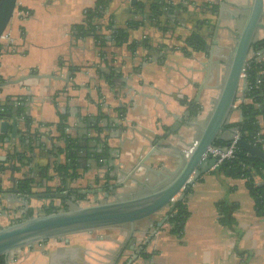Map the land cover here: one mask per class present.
<instances>
[{
    "label": "crops",
    "instance_id": "1",
    "mask_svg": "<svg viewBox=\"0 0 264 264\" xmlns=\"http://www.w3.org/2000/svg\"><path fill=\"white\" fill-rule=\"evenodd\" d=\"M145 2L139 9L130 0H112L104 23L113 16L121 28L127 29L129 23L137 26L127 29L128 44L116 46L108 41L101 48L93 37L76 39L72 32L83 24L96 0H17L6 30L14 44L0 47V103H18L20 126L26 129L28 119L34 133L49 136H40L39 146L34 142L25 154L32 161L26 173L19 169L15 173L18 180H31L35 198L28 210L33 216L64 204L73 209L142 195L145 190L134 185L116 190L115 195L106 190L89 193L103 187L108 173L115 175L113 164L129 169L158 148L147 165L172 169L198 140L223 83L225 65L235 47L234 33L242 30L252 0H171L169 4L190 16L179 15L185 20L180 26L168 16H163L165 25L161 21L162 26H157L149 12L160 0ZM218 21L224 30L212 46L213 63L199 73L209 56L193 51L186 40L193 33L208 36L209 27ZM263 39L261 31L257 41ZM145 41L152 51L146 46L130 47ZM161 47L173 54L165 65L160 63V53H165ZM109 74L111 81L106 79ZM36 75L56 79L29 78ZM190 105L198 107L194 117H190ZM240 113L234 110L231 124L241 123ZM65 114L70 135L80 142V155L85 154L80 156L77 177L66 176L68 187L66 178L56 171L60 159L65 160L58 155L65 144L57 131ZM177 120H182L180 127ZM259 122L264 130V120ZM11 126L12 120L8 134H0L4 139L11 136ZM232 136L225 132L220 140L229 142ZM6 144L11 148V143ZM1 147L0 159L4 157ZM3 175L5 181L10 177L8 172ZM253 180L257 185L264 183L257 174ZM11 189V183H3L4 194ZM184 200L189 217L181 234L173 233L167 222V208L136 223L131 238L129 225L76 233L17 250L10 254L9 264H118L120 256L119 264H264V216L255 211L246 179L212 169L192 184ZM221 204L232 209L231 226L220 223ZM22 211L27 213L8 195L0 206V228L18 222Z\"/></svg>",
    "mask_w": 264,
    "mask_h": 264
},
{
    "label": "water",
    "instance_id": "2",
    "mask_svg": "<svg viewBox=\"0 0 264 264\" xmlns=\"http://www.w3.org/2000/svg\"><path fill=\"white\" fill-rule=\"evenodd\" d=\"M139 1L141 2V0H130V5L133 7L137 6L141 9L143 4L146 3L145 1L148 0H143L144 3H140ZM169 3H171V0H169V2L160 0L159 6L163 9L161 12L157 11L155 13L157 15V19H155L156 25L162 26V24H160L161 21L164 22L163 25L166 24L163 16H168L170 18L169 21L176 26L184 25L185 20L179 19L178 16H187L188 13L183 9H176L177 6ZM16 7L17 0H0V38L7 30ZM149 14L153 16L152 11H150ZM163 28L166 30L169 29L168 26H164ZM222 28L221 21H218L215 25L212 23L209 27L210 33L205 37L207 43L204 49L200 51L209 56V62L206 63L207 65H201L203 71H199V73H203L205 68L208 70L213 63L214 53L212 46L216 45L219 31L224 30V28ZM226 30L233 33L232 29L228 27ZM261 31H264V0H252L242 30L239 33H234L235 47L228 58L224 80L219 89V94L213 109L205 125L201 129L200 136L196 143L191 147L190 151L182 153L183 156L181 155L179 157V160L172 166V169L165 167L163 164L157 165V169L152 165H147L148 163L152 164V157L158 152V148H153L144 158L132 165L129 169L124 167V165L113 164L111 170L115 171V175L108 173L104 178L105 183L103 187L89 193L101 194L106 190L115 195L116 190L125 189L129 185H134L138 189L145 190V193L142 195H130V197L124 200L118 199L116 201H107L78 207L77 209L36 215L12 223L7 227L0 228V256L6 257L7 264H9L8 258L10 254L17 250L32 247L35 244H44L49 240L66 237L76 233L93 232L108 227L129 225L131 238L136 223L147 220L162 210L171 207V202L175 197H178V201L184 200L192 184L218 164L220 161L219 159L207 158V154L210 148L215 145L216 141H218L225 132L231 133L233 135L232 138L238 136V145L241 149L249 155L264 161V151L245 142L237 129L228 128L231 124L230 120L234 112L235 103L238 99L244 100L246 84L241 78L253 45L258 42L257 36ZM212 33L213 44L211 45L209 40ZM141 46H146L149 51H152L147 41L142 43ZM161 48L164 50L163 47ZM171 53L170 50L165 51V53H160L163 59V61H160L162 65H165V61L173 55ZM29 78H36L39 80L56 79L54 76L44 75H36ZM68 79L70 78L68 77ZM15 105L17 106L18 103H15ZM20 117L21 115L19 113L0 114V134H8L10 120H12L11 136L8 139H4L0 135V146H2L1 148L4 152V157L0 159V173L2 174L0 179V206L3 205V201L10 195L14 201L20 203L23 208L28 211L29 202L34 199L35 196L19 195L20 190L18 185L21 180L15 177V173L17 169L23 173L25 167H27L29 163V160H27L29 157L23 153L25 151L30 152V146L34 142L37 143L40 136L46 138L49 136L34 133L31 130V126L28 125L26 129H23L20 126ZM242 121L243 114L241 112L240 122ZM181 125L182 120L180 122L178 121L176 127H180ZM189 125L193 126L194 124L190 123ZM176 127H174L172 131L176 130ZM67 133L70 134L69 132ZM6 143H11L12 146L9 145L11 148H9ZM39 143H37L38 146ZM4 146H6V149ZM84 152L87 155L88 151ZM19 154L22 155V158L15 159L14 155ZM99 154L101 153H97V155ZM84 156L85 154L81 155V157ZM65 163L66 159L64 162H61L60 159V164ZM104 169L106 170V167ZM7 172L10 173V177L5 181L3 180V173ZM140 177H142L143 181L139 179ZM6 182L12 184V189L9 191L8 195L3 193V183ZM65 185L67 187L69 186L67 178L65 179ZM159 226H161V223ZM130 249L134 250L133 247Z\"/></svg>",
    "mask_w": 264,
    "mask_h": 264
},
{
    "label": "trees",
    "instance_id": "3",
    "mask_svg": "<svg viewBox=\"0 0 264 264\" xmlns=\"http://www.w3.org/2000/svg\"><path fill=\"white\" fill-rule=\"evenodd\" d=\"M112 0H96L95 6L85 13V19L83 24L77 25L73 28V36L76 39H82L87 37H93L99 41V47H104L106 42L111 41L116 46L128 44L129 42V27L133 29L137 24L129 23L127 29L121 28L116 24V20L113 16H110L109 23H104L105 15L109 11ZM162 7L153 3L151 11L153 12L152 19H157L155 14L157 11H162ZM106 32V33H105ZM109 34V37H107ZM187 45L193 49V51L200 52L204 49L206 42L197 33H193L186 40ZM142 43H131L132 50L141 46ZM256 56L264 59V39L256 42L253 45L252 51ZM111 75H113L111 73ZM111 75H107L106 79L111 81ZM246 92L244 101L240 103L239 109L243 113V121L241 123H232L228 128L237 129L242 139L260 150H263L264 146V130L260 125V119L264 120V61L257 60V57L251 59L246 67ZM18 106V105H17ZM15 102H7L5 104L0 103V114H13L19 113ZM198 107L195 105L189 106L190 117L196 116ZM28 126L30 122L25 119ZM68 115H61L60 122L57 125V131L60 134V140L64 142L65 148L58 150V155L65 156L66 163L59 164L56 171L59 175L66 178L67 175L77 177L78 162L80 159V142L67 133ZM230 142V141H229ZM229 142L222 140L216 141V146H226ZM32 146V145H31ZM30 146L29 150H32ZM29 152L25 151L23 154ZM15 159H21L22 155H14ZM29 163L31 159L27 158ZM218 172H223L235 179H246L248 189L252 199L255 202V211L258 215L264 216V183L257 185L253 180V174L261 176L264 180V161L257 157H253L241 149L238 145V151L236 158L227 164L220 166L217 169ZM72 172V174H70ZM31 180L19 181V190L21 193H31ZM221 218L220 223L225 226H231L234 223V219L231 216L232 209L226 206H220ZM51 212V211H49ZM48 212V213H49ZM33 217L32 212L26 215V218ZM189 217L185 200L177 201L174 203L168 212L167 222L173 227V233L181 234L186 220ZM0 264H7V259L4 256H0Z\"/></svg>",
    "mask_w": 264,
    "mask_h": 264
},
{
    "label": "built area",
    "instance_id": "4",
    "mask_svg": "<svg viewBox=\"0 0 264 264\" xmlns=\"http://www.w3.org/2000/svg\"><path fill=\"white\" fill-rule=\"evenodd\" d=\"M14 44V41L10 35V33H7L6 31L4 32V34L2 35V37L0 38V47H9L11 45ZM254 57H257V60L259 61H264L263 58L256 56V54H254L253 52L250 53L249 55V59L248 62L253 59ZM247 62V64H248ZM247 67V65H246ZM245 81L246 84V68L242 74V78ZM246 86H245V92H246ZM240 100L238 99L237 102L234 105V110L235 109H239V105H240ZM67 132H69V129H66ZM238 136H234L230 142L226 145V146H212L210 148V150L208 151L207 154V158H215V159H219L220 161L218 162V164L213 168L214 170H217L220 166L230 163L232 162L237 155V151H238ZM178 197H175L172 200V205L174 203H176Z\"/></svg>",
    "mask_w": 264,
    "mask_h": 264
},
{
    "label": "flooded vegetation",
    "instance_id": "5",
    "mask_svg": "<svg viewBox=\"0 0 264 264\" xmlns=\"http://www.w3.org/2000/svg\"><path fill=\"white\" fill-rule=\"evenodd\" d=\"M214 10H216V8H214ZM199 35V34H198ZM200 36V35H199ZM202 37V36H201ZM202 39L206 42V40H205V37H202ZM207 43V42H206ZM206 45V44H205ZM227 62H228V59H227ZM227 62H226V65H227ZM226 65H225V71H226ZM69 133H70V131H69ZM81 156V155H80ZM19 195H27V196H30V195H34L33 193H32V190H31V193L30 194H24V193H21V192H19ZM86 204H88V203H86ZM65 204L63 205V206H60V207H58V208H55V207H49L48 208V210H47V212L46 213H48L49 211H51V212H54V211H64V210H71V209H66L65 207ZM23 207V206H22ZM170 208V207H169ZM27 213H25V212H21V213H23L22 215H21V218L19 219V221H22V220H24L25 218H26V215L30 212L29 210L28 211H26ZM18 221V222H19Z\"/></svg>",
    "mask_w": 264,
    "mask_h": 264
},
{
    "label": "rangeland",
    "instance_id": "6",
    "mask_svg": "<svg viewBox=\"0 0 264 264\" xmlns=\"http://www.w3.org/2000/svg\"><path fill=\"white\" fill-rule=\"evenodd\" d=\"M227 64H228V62H227ZM43 198H45V197H43ZM73 209H77V207L76 208H73Z\"/></svg>",
    "mask_w": 264,
    "mask_h": 264
}]
</instances>
